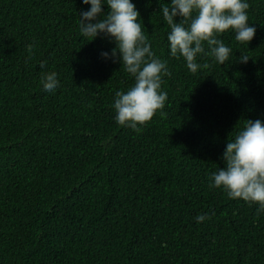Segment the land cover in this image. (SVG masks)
<instances>
[{"label":"trees","instance_id":"1","mask_svg":"<svg viewBox=\"0 0 264 264\" xmlns=\"http://www.w3.org/2000/svg\"><path fill=\"white\" fill-rule=\"evenodd\" d=\"M133 3L171 72L139 132L115 120L134 83L99 57L115 45L80 34L89 6L0 0V264H264V211L211 187L227 141L264 121V0H248V46L229 30L225 65L199 55L196 73L169 54L170 0Z\"/></svg>","mask_w":264,"mask_h":264},{"label":"clouds","instance_id":"2","mask_svg":"<svg viewBox=\"0 0 264 264\" xmlns=\"http://www.w3.org/2000/svg\"><path fill=\"white\" fill-rule=\"evenodd\" d=\"M82 4L89 7L79 12L81 36L91 41L103 37L114 44L110 51H101L99 57L119 62L134 78L127 91L116 93L113 106L116 122L139 132L165 107L168 94L161 86L163 78L171 75L167 61L152 50L133 0H82ZM248 9V0H170L160 9L170 28L169 54L182 57L192 73L207 67L197 62L199 55L211 56L225 65L232 49L218 37L231 30L236 41L248 46L256 32L248 23ZM248 60L246 55L240 56L241 63ZM46 69L47 65L42 64L41 70ZM59 87L56 75L43 83L47 95L56 94ZM222 159L225 166L212 174L211 187L222 189L229 199L257 204L258 211H264V121L247 120L234 140L227 141ZM207 218L205 213L196 220Z\"/></svg>","mask_w":264,"mask_h":264}]
</instances>
